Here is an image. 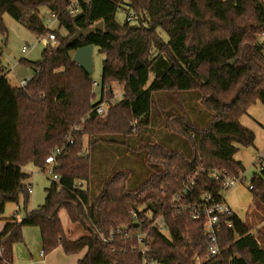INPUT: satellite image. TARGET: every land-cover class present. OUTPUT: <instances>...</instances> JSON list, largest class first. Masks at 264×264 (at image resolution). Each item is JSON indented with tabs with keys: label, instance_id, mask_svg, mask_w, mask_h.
I'll use <instances>...</instances> for the list:
<instances>
[{
	"label": "trees",
	"instance_id": "trees-1",
	"mask_svg": "<svg viewBox=\"0 0 264 264\" xmlns=\"http://www.w3.org/2000/svg\"><path fill=\"white\" fill-rule=\"evenodd\" d=\"M215 1L226 20L217 18L206 0H77L74 15L66 11L68 0H0L2 41L7 35L4 13L38 36H56V45L45 44L37 60L17 61L37 71L24 88L9 83L0 63V219L6 203L17 204L19 195L24 209L21 218L11 216L0 232V264H12V247L23 240V226L38 228L43 255L60 247L65 255L84 250L77 264H139L136 239L105 243L101 236L122 224L135 231L129 210L154 201L165 233L151 226L157 211L150 218L145 210L137 213L139 228L147 231L148 257L161 264H264V232L257 229L253 236L251 224L234 213L226 217L230 226L221 219L218 253L202 260L207 247L203 215L191 219L188 213H175L169 202L191 179L187 201L200 204L207 194L210 202H220L226 190L210 170L244 179V167L233 154L240 146H253L254 133L239 120L250 105H264V1ZM41 9L55 15L57 27L45 26ZM119 9L125 16L134 13L130 22L125 16L122 23L116 21ZM235 11L239 18H232ZM98 21L102 30L72 36ZM130 24L137 27L128 28ZM86 44L104 55L96 101L90 74L70 54ZM112 83L122 85V96L111 104ZM189 93L207 111L202 123L189 119L184 109ZM154 95L160 104L152 111ZM103 100L108 109L100 116L93 108ZM155 116L161 117L163 140L174 148L151 140ZM75 125L78 130L72 129ZM55 147H63L51 164L58 179L45 187L42 204L27 209L30 174L23 167L32 164L44 171V158ZM107 147L114 151L110 156L118 157L113 167L121 166L126 154L148 167L128 185L123 170L91 176L88 150L103 154ZM258 157L264 161V150ZM248 184L252 203L264 213V169L253 172ZM60 210L84 235L68 238Z\"/></svg>",
	"mask_w": 264,
	"mask_h": 264
},
{
	"label": "rangeland",
	"instance_id": "rangeland-1",
	"mask_svg": "<svg viewBox=\"0 0 264 264\" xmlns=\"http://www.w3.org/2000/svg\"><path fill=\"white\" fill-rule=\"evenodd\" d=\"M208 7L213 11L214 15L221 19L226 20L225 14L221 11L220 2L215 0H206ZM193 9L196 11V7L193 5ZM44 9L40 10V14L42 15ZM242 11V10H241ZM125 12L122 9H119L115 14V19L117 22L122 23L124 21ZM241 15L236 11L232 14V18H239ZM4 25L7 29V35L3 41L1 40L2 37L0 36V55L1 61L7 63L9 66H13L15 62H17L20 58H26L28 60L34 61L37 60L40 56V52L45 45L42 41H36L38 35L28 31L20 24H18L11 16L7 13L2 15ZM55 26L53 23L52 27ZM57 27V26H56ZM62 35L66 32L63 28L60 29ZM159 35L162 37L163 40H167V36L165 33L159 31ZM23 44H29L30 47L26 50V52H21V46ZM6 51L8 53L6 54ZM71 52V56H72ZM104 58L103 53L98 51L96 46L92 47V71L90 73L91 80H95L98 85L93 86L92 90L94 92V100H98L100 97V73H101V63L102 59ZM5 76L8 79L11 85L16 86L17 81L14 79L13 75L9 72H5ZM111 89L113 91V97L109 101L111 104L120 100L122 96V85L119 83H112L110 84ZM154 102L151 105V110H156V107L160 104L157 95L153 96ZM184 109L188 114L189 119L192 121H198L202 123L207 115V111L201 110V105L199 100L194 96V94L189 93V96L184 101ZM262 106V105H261ZM264 107V106H263ZM264 110V108H263ZM162 115V114H161ZM156 117V116H155ZM156 121V125L154 126V130H151V140L158 142L162 141L166 143L169 147L174 148L175 145L173 142H166L163 140L162 129L160 128V121ZM259 133L264 134V130L258 128L257 130ZM133 134L135 129L131 131ZM256 132L257 140L259 138V133ZM131 133V134H132ZM87 138H84L83 145L84 149L87 147ZM161 143V142H160ZM165 145V144H164ZM166 146V145H165ZM259 147V146H258ZM108 148V147H107ZM88 154L90 156L91 161V176L94 175V171L96 175H103V172L111 173L112 169L114 168L116 171H126L127 172V185L136 182L140 171L144 169L145 166L148 165H141L139 158L136 155L126 154L124 158V163L122 165H117L113 167L115 160L118 158L116 156H110L109 154H114L113 149L108 148L105 153H100L97 151L88 150ZM128 155V156H127ZM257 156V160H258ZM109 161V162H108ZM107 169V170H106ZM260 172V169L257 168ZM257 169L254 166L249 165L248 168H245V177L239 184H236L234 187L227 189L224 192V196L227 202L231 205L232 208L235 210H239L241 206V212L245 209V207L250 203V207L247 209L244 217V221L251 224L250 233L253 236L257 235L256 230L261 229L264 232V213L262 212V207L260 204L252 203V197L249 189L247 188L248 181L253 172H257ZM23 170H27L28 173L31 175L30 181L33 184V191L31 194L28 195V200L26 203L27 209L34 208L39 204L43 203L44 200V189L50 181L52 180L51 174L48 170L39 171L35 166L32 164H27ZM28 181V180H27ZM81 186L85 187V183L81 182ZM17 206L15 203H6L4 212H8L14 206L16 207L17 214L22 217L24 214L23 209V201L21 195L18 197ZM139 210H145L146 214H151L152 210L157 209V205L154 202H150L147 206H138ZM241 212H239L241 214ZM59 218L62 224V228L65 234H67L68 238L76 239L82 235H84V231L77 225L70 223L66 212L64 210H60ZM23 240L21 242H17L14 244L13 248V262L12 264H29L31 262L38 263V264H77L76 259L81 258L84 254V250L76 255H65L60 247L55 248L50 253L44 256L43 260L37 261L38 253L41 249L40 246V236L39 230L35 226H23L21 229ZM264 246V244H261ZM197 261V260H196Z\"/></svg>",
	"mask_w": 264,
	"mask_h": 264
},
{
	"label": "built area",
	"instance_id": "built-area-1",
	"mask_svg": "<svg viewBox=\"0 0 264 264\" xmlns=\"http://www.w3.org/2000/svg\"><path fill=\"white\" fill-rule=\"evenodd\" d=\"M264 1V0H262ZM78 2L77 0H68L66 4V11L70 15H74L78 12ZM133 12L130 11L125 16V21L130 22L131 18L133 16ZM53 22L56 20V17L53 13H48V18L44 20V23L47 22L50 24V22ZM51 22V23H52ZM48 24V25H49ZM36 41H42L44 44L54 46L56 45V36L53 32H47L45 34H40ZM30 47L29 44H23L21 46V52L24 53L26 50ZM37 72V71H34ZM34 72L27 71L26 75H20L18 77L17 86L24 88L28 81L33 76ZM93 86H97L98 83L93 80L92 81ZM106 90V87L102 89L104 92ZM108 103L107 101L103 100L100 101L94 108L93 111L98 115H104L108 109ZM73 130H78L79 126L75 125L72 127ZM70 136V133L68 134ZM68 143H71L72 140L68 137L67 139ZM63 152V147H55L45 158V170H48V172L51 174L52 180L57 181L58 177L55 174L51 173V164L54 160V157L58 154H61ZM39 171H42L40 168H37ZM209 175L214 180H217L220 182L221 186L227 190L234 186L236 183L240 182V177L230 176L226 172H221L218 170H210ZM242 176V173L241 175ZM243 177V176H242ZM76 185H79V182L76 183ZM194 186L193 179L189 180L188 184L183 187L180 191L174 192L171 194L169 202L172 210L175 213H188L191 219H196L199 217V213H201L204 217L203 221V233L206 236L207 239V247L204 255V259H208L215 254L218 253L219 247H218V230L221 226V219L222 224L226 226H230L231 221L226 219L229 215H231L232 210L228 206V204L224 200V196H222L220 202H210L209 196L207 194H204L202 196L200 204H195L192 202L187 201V197L190 196V192L192 190V187ZM33 184L29 183L27 184V192L31 194L32 192ZM247 187L250 189L252 186L250 184H247ZM157 205L156 210L158 215L152 219L151 226H155L158 230L165 233L166 227L163 223L161 211L159 204L155 202ZM141 210L138 209V206H135L134 208H131L129 210V215L131 216V220L134 223V226L137 228L135 231H132L130 227L127 224H122L120 226L111 227L108 229L107 233L105 235L101 236V239L105 243H111L116 238H123V239H136L138 242V248L137 251L140 254V262L139 264H161L157 262L156 260L148 257L147 251H148V245H147V231H142L137 222V213ZM152 213V212H151ZM149 218L151 214H146ZM13 217H16V214H12ZM113 249V248H111ZM131 250H135V247H131ZM40 255L43 256L42 250L40 252ZM196 262H200L199 259H196ZM29 264H35L34 262H31ZM116 264V263H114Z\"/></svg>",
	"mask_w": 264,
	"mask_h": 264
},
{
	"label": "crops",
	"instance_id": "crops-1",
	"mask_svg": "<svg viewBox=\"0 0 264 264\" xmlns=\"http://www.w3.org/2000/svg\"><path fill=\"white\" fill-rule=\"evenodd\" d=\"M48 13L49 12H46L45 10H43V13H42V16L45 19L48 18ZM49 21V20H48ZM50 22V21H49ZM52 22V21H51ZM50 22L47 23L45 22V26L48 28V29H53L54 27L57 26V21L54 20L52 23ZM53 23H55V26L52 27ZM49 24V25H48ZM8 53V51H6V54ZM0 63L3 67V71L4 72H9L11 75H13L14 79L16 81H18V77L20 76L18 74V68L19 67H23L21 66L20 64H18V62H15L13 64V66H9L7 63H4L1 61V55H0ZM25 68V67H24ZM27 71H30L29 69L25 68ZM23 72V70H21V73ZM17 86V85H16ZM261 103L259 102H256L252 105H250L246 111V114H244L243 116L240 117V123L249 128L250 130H252V132L254 133V141H253V146L251 147H238L236 152L233 154V158L239 162H241V164L243 165L244 167V170L242 172V176L243 178L245 177V168H248L249 165H252L254 166V168H263L264 169V161L261 162V161H258L257 160V156L258 155H262V151L264 150V134L262 133H259L257 130L258 128L260 129H263L264 130V110H263V106ZM256 132H258L259 134V138L257 140V135H256ZM259 146V147H258ZM25 168V167H24ZM25 172L28 173V171L26 170ZM257 172H259V170L257 169ZM31 174V173H30ZM31 177V175H30ZM30 177L28 179V181H26V185L29 184V183H32V181H30ZM236 184H239L236 183ZM235 184V185H236ZM234 185V186H235ZM233 186V187H234ZM32 191H33V187H32ZM32 193V192H31ZM224 200L225 202L228 204V206L231 208L232 210V213H234L240 220L243 221L244 217H245V213L247 211V209L250 207V203L245 207V209L243 210V212H241V208H243V206L240 207L239 210H235L234 208L231 207V205L227 202L225 196H224ZM40 205V204H39ZM17 206V209L19 208V206L16 204ZM38 206V205H37ZM36 206V207H37ZM35 208V207H34ZM32 209V208H30ZM5 210V208H4ZM241 212V214L239 213ZM15 213L16 214V218L19 219L21 218L17 212H16V207L14 206L12 209H10L8 212H4L3 216L4 218L3 219H0V232L1 230L3 229L5 223L8 221V219L12 216V214ZM23 216V215H22ZM13 248H14V245L12 247V254H13ZM40 252H41V249L38 253V259L37 261L40 262V260H43L44 259V256H41L40 255ZM78 259V258H77ZM76 259V261H77ZM35 264H38V263H35Z\"/></svg>",
	"mask_w": 264,
	"mask_h": 264
},
{
	"label": "water",
	"instance_id": "water-1",
	"mask_svg": "<svg viewBox=\"0 0 264 264\" xmlns=\"http://www.w3.org/2000/svg\"><path fill=\"white\" fill-rule=\"evenodd\" d=\"M134 27H137V25L130 24L128 26V28H134ZM100 30H102V22L98 21L85 28L76 29L72 36L73 37L86 36L94 31H100ZM92 47L93 46L91 44H86V45L77 47L76 49L73 50V53H72V60L75 63H77L84 70L86 74H90L92 71ZM21 70H23L22 73H21ZM18 74L26 75L27 70L24 67H19Z\"/></svg>",
	"mask_w": 264,
	"mask_h": 264
}]
</instances>
